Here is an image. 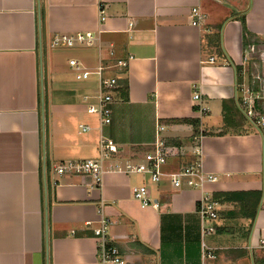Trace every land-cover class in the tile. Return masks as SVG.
Returning a JSON list of instances; mask_svg holds the SVG:
<instances>
[{"label":"crops","instance_id":"1","mask_svg":"<svg viewBox=\"0 0 264 264\" xmlns=\"http://www.w3.org/2000/svg\"><path fill=\"white\" fill-rule=\"evenodd\" d=\"M75 33L93 35V44L47 48L52 35ZM110 52L128 61L118 78L126 91L113 92L102 124L88 111L97 80L68 62L94 70L112 63ZM241 83L264 90V0H0V264H99L100 220L126 264H264L261 141L236 109ZM256 107L264 111V101ZM157 124L187 153L200 136L203 171L216 181L177 190L165 177L108 172L97 186L53 172L97 158L101 138L116 145L114 162H138ZM193 159L184 154L161 170ZM139 185L158 209L133 199ZM203 193L217 202L209 234L197 213Z\"/></svg>","mask_w":264,"mask_h":264},{"label":"built area","instance_id":"2","mask_svg":"<svg viewBox=\"0 0 264 264\" xmlns=\"http://www.w3.org/2000/svg\"><path fill=\"white\" fill-rule=\"evenodd\" d=\"M99 23L105 22L103 8L98 7ZM94 42V37L91 34L75 33L72 35L54 34L49 39L47 48H73L75 46H90ZM112 63L105 65L101 61L94 70H87L76 60H70L69 66L76 72H79L83 79L90 76L97 78L98 96L97 107L89 108V112H96L100 117L102 124L110 123L111 109L110 105L113 102L112 94L118 89L117 81L121 73L127 69V60L113 59L112 52L109 53ZM246 59V54L243 56V61ZM209 63H213L214 59L210 58ZM113 70L114 75L106 76L104 73L107 70ZM236 109L241 116L248 122L257 132L261 141V165L264 173V111L256 107V101H264V90L253 92L245 84H237L236 86ZM192 100L199 107L201 113H205L206 109L202 106L201 97L194 90ZM80 132L88 130L87 127L79 126ZM165 127L156 125L155 140L150 151L142 156L140 161H128L120 164L115 161V156L118 154L116 145L105 138H101L98 143V157L95 159H86L82 161H65L54 166L53 172L59 176H77L82 179H90L94 185L100 186L102 177L108 172H120L124 174H139L148 177L151 183H158L161 178L165 177L174 189L187 190H202L203 186L208 183H214L216 177L207 174L202 168L201 143L199 138H195V143L192 145L190 152H184L181 147H177L169 143L167 138L161 136ZM184 154L194 157L186 163H181L180 167L169 174H164L161 170L162 166L171 159L180 158ZM131 195L141 207H152L158 209L157 202L152 201L149 196V190L146 185L133 186L130 189ZM197 213L200 216L202 234L214 232V228L205 226L207 222H212L217 219V202L212 200L207 193L199 198L197 202ZM108 222L100 220L99 227L93 230L94 239L96 241V257L99 264H126L125 256L120 253L118 248L112 244L107 234ZM214 258L210 252H204L203 258Z\"/></svg>","mask_w":264,"mask_h":264},{"label":"trees","instance_id":"3","mask_svg":"<svg viewBox=\"0 0 264 264\" xmlns=\"http://www.w3.org/2000/svg\"><path fill=\"white\" fill-rule=\"evenodd\" d=\"M241 24H242V27H243V31L245 32L246 30H245V28H244V20H243V18L241 19ZM117 85H118V90L117 91H119V93H123V92H125L126 91V84H125V82L124 81H117ZM230 196H233V195H230V194H227V195H222L221 197H226V198H228V197H230ZM239 196V195H238Z\"/></svg>","mask_w":264,"mask_h":264},{"label":"rangeland","instance_id":"4","mask_svg":"<svg viewBox=\"0 0 264 264\" xmlns=\"http://www.w3.org/2000/svg\"><path fill=\"white\" fill-rule=\"evenodd\" d=\"M97 80V78H95V77H91L90 79H89V81H92V82H95ZM96 90H97V94H96V96L98 95V85H97V82H96Z\"/></svg>","mask_w":264,"mask_h":264}]
</instances>
